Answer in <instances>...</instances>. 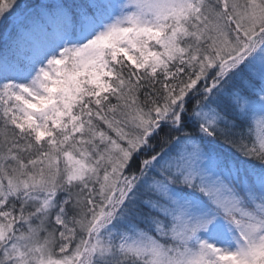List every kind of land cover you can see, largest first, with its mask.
Masks as SVG:
<instances>
[{
	"label": "snow or ice",
	"instance_id": "obj_1",
	"mask_svg": "<svg viewBox=\"0 0 264 264\" xmlns=\"http://www.w3.org/2000/svg\"><path fill=\"white\" fill-rule=\"evenodd\" d=\"M0 264H264V0H0Z\"/></svg>",
	"mask_w": 264,
	"mask_h": 264
}]
</instances>
